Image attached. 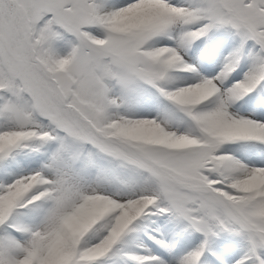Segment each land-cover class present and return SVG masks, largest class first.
I'll return each mask as SVG.
<instances>
[{
  "label": "snow or ice",
  "instance_id": "obj_1",
  "mask_svg": "<svg viewBox=\"0 0 264 264\" xmlns=\"http://www.w3.org/2000/svg\"><path fill=\"white\" fill-rule=\"evenodd\" d=\"M0 264H264V0H0Z\"/></svg>",
  "mask_w": 264,
  "mask_h": 264
}]
</instances>
